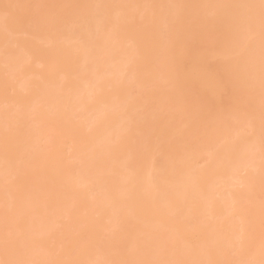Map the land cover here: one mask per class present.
I'll return each instance as SVG.
<instances>
[{
    "label": "bare ground",
    "instance_id": "obj_1",
    "mask_svg": "<svg viewBox=\"0 0 264 264\" xmlns=\"http://www.w3.org/2000/svg\"><path fill=\"white\" fill-rule=\"evenodd\" d=\"M31 1L0 0V5H3L4 2L29 4ZM34 1L50 4L57 3V0ZM34 1L32 3H37ZM64 1L58 2L78 4L83 2L82 0ZM86 1L85 3L91 2V0ZM99 1L104 2V0ZM99 1L93 0L92 3H98ZM113 1L106 0L104 3H115L116 0ZM126 1L122 0V3L125 2L127 4ZM131 1L128 2H131L130 4H162L161 0ZM173 1L171 0L170 2ZM175 1L179 4H188L190 2L189 5H192L189 0ZM192 1L196 2V0ZM228 1L229 3L258 2V0ZM166 2L168 1L166 0ZM224 3H227V1ZM193 4L212 5V2L210 0H199L198 3ZM211 11V9L205 8L189 9L188 14L191 22L185 27L190 31V36L186 40L181 39L174 46H167L165 41L162 42L156 35V29L150 26L129 27L122 29L118 33L110 34L104 29L102 18L97 17L99 21L97 19L96 23H94L93 35L86 47L77 42L72 31L69 32V29H67L70 28L69 24L66 27L68 31L66 30L65 32L67 37L65 35L64 37L63 33L59 34L55 31L39 32L30 39L28 46L14 59L6 60L3 58L5 57L3 50L0 52V104H2L0 109L5 111V96L2 84L7 77L14 80L15 86L18 84L17 86L19 87H15L9 101V103L14 102L15 107L11 108L14 111L10 112L11 110H9V113H7L8 123L13 126L16 140L21 149H28L26 148L27 144L35 145L33 149L28 146L29 150H33H30V152H33L30 153L31 162L33 161V163L28 169L29 174L27 176L28 179H26V183L30 188L32 185L34 186L31 189L35 190V192L33 191V196L27 199L25 203L28 205L32 201L38 202L40 197H42V201L38 202L42 207L39 208L41 205L37 207L39 209L37 211L36 207L34 208L33 206L34 203L31 204L33 207L26 205L28 209L32 208L28 212L33 214L36 211L35 214H38V218L35 216L36 220H44L43 218L48 215H46L47 212L50 215L52 213L53 220L47 222L46 219L50 220L48 216L49 218L44 220L45 227L49 226L48 229L52 230L55 227H58L57 230L61 229L59 231L51 230L60 234L41 233L36 228L39 225L42 226L43 221L41 220L39 224V220H33L34 216L32 214L24 213L25 216L28 214L29 217L32 216L31 218H33L29 221V217L26 216L28 217V219L26 218V227L29 226L30 222L32 225L37 222L39 224L38 226L35 225V227L37 226L36 228L32 227L33 230L30 225L26 230L27 234L31 233L34 236L37 231V233L42 234L41 236L40 234L38 235L40 240H38L37 235L34 236L35 244L37 241V244L41 246V251L39 250L40 248L37 249L40 251L37 253L39 255L34 254L32 255L33 258H31V255H29L30 257L28 256V250L26 258L38 261L44 258L47 259L48 256L41 258L43 255L40 254L45 251L44 254L48 255V251L51 250L50 247L52 249L55 248L58 242L63 241L70 233L80 231L85 225L88 226L87 230L91 232L95 226L104 224L103 220L105 217L104 221L106 222L107 220L119 221L121 238L116 243L121 247L133 241H143L150 236L158 235H163L169 240H174L182 245L200 244L210 239L223 241L238 226L234 216H231L234 202L240 208L248 207L247 190L241 188L238 173L245 166L255 164V167L258 168L260 144L258 139L250 142L248 140L245 141L243 137L237 138L235 137V132H232L234 135H229V131L225 129L226 127L222 126L227 122L226 125L229 124L227 126L230 129V116L225 115L232 114L237 107L243 109L245 104L238 91L232 94H225L216 89L214 81L216 79V70L220 67V63L212 55L211 51L207 52L195 66L187 62V53L192 47L193 39L197 43L200 39V18ZM145 29H149L150 32L145 31ZM136 30L140 31V33L136 32ZM146 32H148V36L145 35ZM160 43L161 46L163 45L162 47ZM3 45L4 35L0 31V46H2L0 49H3ZM41 46L48 49L45 50L43 47L45 51L43 49L42 51L40 49L42 48ZM164 47H168L165 53L163 52V49L165 51ZM48 50H50V53ZM161 53L166 54L165 63L161 61L163 56ZM158 55L161 57H158ZM79 61L81 62L79 63L80 65H78ZM157 61L165 64L166 71L163 69L165 72L163 70L160 71L158 66H162V64L159 62V65L156 64ZM130 65L136 71L134 80L129 72ZM27 75L30 76L26 77ZM29 77L32 78L31 83H29ZM23 80L25 82H22ZM19 84H22V86ZM20 87H23L24 92H22ZM148 87L150 88L148 89ZM187 88L190 91H186ZM44 89L47 91L44 92ZM50 89L52 93L49 92ZM132 90L133 93L131 92ZM54 91L57 93H54ZM61 92L66 95L61 97ZM42 93L44 95L45 93H50L52 96L47 94L48 97L45 98L42 97ZM55 94L59 96L57 100V95L55 96ZM193 94L199 97L198 99L201 98L200 101L198 99L195 101ZM53 96L56 98H52ZM179 97H181V100ZM131 98H135L140 110L144 108L143 106L147 102L152 103L154 101L152 103L154 105L156 101H159L155 105L157 107L159 103L157 110L148 109L149 107H154L152 104H148L147 107L145 105L146 110H142V113L147 111L146 114H143L146 116H143L140 112L138 114V131L141 134L139 139L152 141V149L142 154H138L135 148L113 147L114 142L111 143L115 141L120 128L125 122V107ZM192 101L196 103H192ZM257 105L258 103H256L258 108ZM29 110L31 112L28 113ZM16 111L22 115V119L19 122L16 119ZM149 111L152 113H148ZM226 111L230 113L228 114ZM218 112H221V114L225 112L226 114L220 115V118H218ZM5 114V112L0 113L2 115L0 116V118L2 117L0 119L1 138L3 137L6 122ZM148 114L151 115L148 116ZM182 115L184 119L181 118ZM179 117L182 120L178 119ZM211 117H215V125L214 122L209 120V118L212 119ZM221 119L223 122H219ZM208 121L213 124V129L218 126L219 128L217 127L216 129H223V132L226 131L227 135L221 132L223 137L221 136L222 140H220L219 137L216 138L217 130L215 129L202 139L199 144V153L202 156L206 153L207 158H204V162L206 159H208L206 162H209V160L211 162L207 163L204 169L199 170L194 178L188 168L176 160L174 150L188 139V133L191 131L189 128L192 127V130L199 128ZM28 122L32 127L29 128V125L24 126ZM218 122L220 125H218ZM193 125L196 127H193ZM24 127H27V129L25 130ZM27 130L33 131L31 134L30 132L26 134V136L29 135L28 137L25 136ZM21 131L24 132L22 133ZM21 133L22 135L20 136ZM19 136L21 139H19ZM214 136L218 143L214 142L220 145L222 152L219 147L214 146L216 143H212ZM226 136L233 137V140L228 137L227 139ZM22 138L26 140L23 141ZM30 139H32L31 142ZM40 139H45L44 143L46 145H40L43 142ZM157 140L173 141V153L168 157L170 160L167 159L169 163L165 161L166 159H160L159 152L155 150ZM24 143H26V146ZM36 143L39 144L37 145ZM209 143L213 144L210 148L216 151V155L211 149L205 150L209 147ZM109 146L111 150L107 149ZM91 147L95 148L90 150ZM218 150L220 156L217 153ZM101 152L102 154H100ZM97 155L101 157L97 158L100 161L97 160L96 163H98L96 164ZM156 158L160 161L155 162ZM161 160L170 164L168 168L165 167L167 165ZM75 161L79 164V167L78 164L76 166ZM0 162H2V154H0ZM157 163H163L164 167L161 166L162 164L159 165ZM84 167L86 168L84 169ZM87 168L93 169V171H89ZM77 169H80V171L78 170V172ZM85 171H88L86 173H91L90 178L89 175L85 176L86 173L83 174ZM113 173L115 174L114 179L120 175L119 180L116 179L117 183L111 179L112 175H107ZM98 174L105 176L102 177L103 180L101 178L100 181ZM94 175H97L96 177H99V179H96ZM250 175L256 176L257 193L259 192L258 172H252L250 169ZM41 178L45 179V181L40 180ZM108 178L112 183L111 181L109 182ZM0 179L2 180V176ZM31 179L35 181L31 183ZM27 180L30 181L31 186ZM0 184V204H4V206H0V238H2L5 205L6 203L8 205H16L17 194L6 193L1 181ZM40 184L44 188H41ZM35 187H37L38 191H36ZM45 187H48L46 190L49 189V194L44 193V195L46 194L47 198L51 195L48 198L49 200L45 197L46 195L43 196L41 193L42 189H44L42 192H47ZM239 187L242 191L237 189ZM50 190L52 194H50ZM56 192H59L60 196L56 197L58 195ZM39 193L42 195L40 196ZM54 193H56L55 196ZM228 194H231V198ZM213 195L217 197L214 198L212 197ZM5 196L9 199H5ZM224 196L229 198H224ZM60 197H67L68 200ZM55 198L65 201L60 203L61 200ZM29 200L31 201L30 203L28 202ZM63 203L70 206L69 208L72 207V210L66 211L63 209L66 207H62ZM81 203H83L81 206H76V204ZM82 207L84 213H81ZM24 208L26 207L24 206L22 209ZM73 211H76L74 212L75 215L74 213L71 214ZM67 212L70 213H68V216L70 215L71 221L65 219ZM227 214L234 219H230ZM81 215L83 216L81 217ZM223 215L225 217L227 215L226 218L228 219H221V217H224ZM72 218L74 219L72 220ZM207 220L210 221L206 223ZM65 221L69 225L71 224L70 227L72 226L73 231L69 229V225ZM72 221H74L73 224ZM230 221L235 223L232 224ZM48 223L53 224L54 227H51ZM80 225L81 227H79ZM73 226H76V228ZM41 228L43 229V227ZM29 229L34 232H30ZM31 234L27 236L31 238ZM33 239L31 238V241ZM49 242H51L49 245H53L49 246ZM35 244H32V246L36 250L38 245ZM30 252V254H33L32 250ZM242 256L243 258L254 259L257 262L261 258L258 221L254 236L250 241L246 242Z\"/></svg>",
    "mask_w": 264,
    "mask_h": 264
},
{
    "label": "snow or ice",
    "instance_id": "obj_2",
    "mask_svg": "<svg viewBox=\"0 0 264 264\" xmlns=\"http://www.w3.org/2000/svg\"><path fill=\"white\" fill-rule=\"evenodd\" d=\"M205 8L212 11L200 18V39H193L187 53V62L193 66L209 51L219 61L214 81L216 89L225 94L238 91L245 104L231 114L230 127L237 138L259 140V163L245 166L239 171V183L245 188L247 208L233 205L237 227L223 241L210 239L200 244L182 245L163 235L150 236L123 247L119 221L95 226L91 232L85 225L70 233L59 245L49 250V259L38 261L26 258L32 246L27 236V220L20 208L33 195L26 183L31 155L21 149L12 125L8 123L9 103L15 90V81L5 78L2 84L5 96L6 122L0 138V176L6 193L17 194V204L4 210L3 236L0 238V264H264V0L258 3H218L212 5L188 4H124V3H31L0 5V31L4 35L3 51L6 60L14 59L27 46L35 34L43 31L62 33L69 26L78 43L87 46L93 35L97 17L102 18L104 29L118 33L129 27L150 26L169 46L188 39L191 22L189 9ZM133 80L135 68L129 66ZM258 100V108L256 102ZM139 107L131 98L125 107V122L120 128L113 147L135 148L138 154L152 149L151 140L139 139ZM19 122L22 115L17 111ZM215 117L212 118L214 122ZM214 129L209 124L188 133V139L175 148L176 160L186 166L195 178L207 166L199 153L202 139ZM155 150L160 159L173 153V141L157 140ZM258 172L259 193H256ZM258 221L260 233V260L243 258L246 242L255 233Z\"/></svg>",
    "mask_w": 264,
    "mask_h": 264
},
{
    "label": "rangeland",
    "instance_id": "obj_3",
    "mask_svg": "<svg viewBox=\"0 0 264 264\" xmlns=\"http://www.w3.org/2000/svg\"><path fill=\"white\" fill-rule=\"evenodd\" d=\"M33 1H34V0H32L30 3H32ZM40 1H42V0H40ZM46 1H47V0H46ZM58 1L61 2V0H57V3H59ZM63 1H64V0H63ZM82 1H83L84 3L87 2L86 0H82ZM92 1H93V0H91L90 3H92ZM94 1H96V0H94ZM97 1H99V0H97ZM105 1H106V0H104V2H105ZM114 1H115V0H114ZM114 1H113V2H114ZM125 1H126V0H125ZM128 1H131V0H128ZM128 1H126L127 4H130V3L132 2V1H131V2H128ZM159 1H160V0H159ZM167 1H168V2H166V0H163V1L161 0L162 4H165V3H168V4H170V3H172V4H173V3H178V2L175 1V0H174L175 2H174L173 0H172L173 2H170L171 0H170V1L167 0ZM189 1H191L192 5H195V4H193V3H198L199 0H196V2H195V1H192V0H189ZM210 1L212 2V4L215 3V2H217V1L219 2V0H210ZM214 1H215V2H214ZM225 1H227V3H229L228 0H222V1H220L219 3H224ZM34 2L39 3L38 1H34ZM43 2H44V1H43ZM64 2H65V1H64ZM74 2H76V1H74ZM80 2H81V1H80ZM83 2H81V3L84 4ZM88 2H89V1H88ZM99 2H100V3H104L103 1H99ZM99 2H98V3H99ZM118 2H119V3H122V0H119V1L116 0V1H115V3H118ZM179 2H180V1H179ZM251 2H253V1H251ZM5 3H6V2H4L3 4H5ZM30 3H29V4H30ZM44 3H45V2H44ZM94 3H95V2H94ZM96 3H97V2H96ZM189 3H190V2H188V5H189ZM255 3H258V2H255ZM49 4H50V3H49ZM51 4H53V3H51ZM124 4H125V2H124ZM215 4H216V3H215ZM217 4H218V3H217ZM190 5H191V4H190ZM97 19H98V18H97ZM97 21H99V19H98ZM100 24H101V23H100ZM66 27H67V26H66ZM66 27L64 28V29H65L64 32H62V33H63V36L66 34L65 32H66L67 29H69V32H71V29H70V28H67V29H66ZM146 28H147V27H146ZM138 29H139V28H138ZM67 31H68V30H67ZM145 31L150 32L149 29H147V30L145 29ZM55 32H56V31H55ZM136 32L140 33V31H137V30H136ZM148 32L145 33L146 36H148V35H147ZM56 33H57V32H56ZM62 33H61V34H62ZM59 34H60V33H59ZM65 36L67 37V35H65ZM65 36H64V37H65ZM161 40H162V39H161ZM163 41H164V40H162V42H163ZM165 44H167V43H165ZM46 46L48 47V45H46ZM160 46H161V43H160ZM162 46H163V45H162ZM162 46H161V47H162ZM167 46H169V45L167 44ZM0 47H2V46H0ZM41 47H42V48H40V47H39V48L42 50L44 46H41ZM47 47H44L45 50L48 49ZM164 48H165V47H164ZM167 49H168V47L165 48V51H164V49H163V52H164V53L167 52ZM2 50H3V49H0V52H1ZM43 50H44V49H43ZM43 50H42V51H43ZM45 50H44V51H45ZM159 50H161V49L159 48ZM2 52H4V51H2ZM46 52H47V51H46ZM48 52L50 53V50H48ZM49 53H48V54H49ZM112 53H116V52H112ZM164 53H161V54H162L163 56H165L166 54L164 55ZM158 54H160V53H158ZM49 55H50V54H49ZM110 55H112V54H110ZM115 55H117V54H115ZM163 56L161 57V56L158 55V57H161V59H162L161 61H163V62L165 63V62H166V61H165V60H166V56H165L164 58H163ZM111 57H114V56H111ZM158 57H157V59H159ZM3 58H5V57H3ZM164 59H165V60H164ZM161 61H157L156 64H158V62H159L160 64H162V66H160V65L158 64V65H159L158 67H159L160 71H162L163 69L166 71V69H165V64H164L163 62H161ZM79 63H81V62L79 61V62H78V65H80ZM163 64H164V66H163ZM4 65H5V64H4ZM36 67H39V66H36ZM160 67H161V68H160ZM162 67H164V68H162ZM39 68H40V67H39ZM37 69H38V68H37ZM154 69L157 70V68H155V67H154ZM38 70H40V69H38ZM164 70H163V71H164ZM165 71H164V72H165ZM162 73H163V72H162ZM163 74H164V73H163ZM28 76H30V75H27L26 77H28ZM29 78H30V77H29ZM34 78H35V76H34ZM34 78H33V79H34ZM25 79H27V78H25ZM29 80H30L29 83H31V82H32V78H30ZM34 80H35V79H34ZM22 82H25V81L23 80ZM61 83H63V82H61ZM22 84H23V83H22ZM22 84H19V85L22 86ZM17 85H18V84H17ZM17 85H16L15 87H18ZM23 85H25V84H23ZM152 87H153V86H152ZM18 88H19V87H18ZM22 88H23V87H22ZM22 88L20 87V89H22ZM132 88H133V87H132ZM134 88H136V87H134ZM149 88H150V87H148V89H149ZM163 88H164V87H163ZM189 89H190V87H189ZM44 90H45V89H44ZM133 90H136V89H133ZM133 90L131 91L132 93H133ZM187 90H188V88L186 89V91H187ZM46 91H47V90H45L44 92H46ZM51 91H52V90L50 89L49 92L52 93ZM188 91H190V90H188ZM17 92H18V91H17ZM22 92H24L23 89H22ZM22 92H21V93H22ZM42 92H43V91H42ZM193 92H194V91H193ZM50 93H45L46 96L44 95V93H42L41 95H42V97L47 98V97L50 95ZM54 93H57V92L54 91ZM54 93H53V94H54ZM61 93H62V94L59 93L61 97H62V95H64V96L66 95V94H63V92H61ZM64 93H65V92H64ZM194 93H195V92H194ZM22 94H23V93H22ZM47 94H48V96H47ZM135 94H136V93H135ZM195 94L197 95V93H195ZM195 94H193V99H194L195 101H197V99H198L199 97H197ZM56 95H57V98L55 97ZM50 96H52V95H50ZM55 96H53L52 98L55 97L56 100H57V99L59 98L58 94H55ZM80 96H81V95H80ZM80 96H79V98H80ZM198 96H199V95H198ZM61 97H60V98H61ZM195 97H197V98L195 99ZM179 99L181 100V97H179ZM200 99H201V98H200ZM200 99H198V101H200ZM226 100H227V98H226ZM153 102H154V101H152V103H153ZM156 102H159V101H156ZM156 102H155L154 105H153L151 102H150V103L147 102L145 105H146V107H147L148 104H150V105L152 104V106H154V107H149L148 109L151 108V109L154 111V110H157L158 105H159V103H158V104H157V107H155ZM161 102H162V101H161ZM192 103H196V102H193V101H192ZM256 103H258V102H256ZM0 105L2 106V104H0ZM145 105L143 106L144 108H142V110H146ZM150 105H149V106H150ZM4 106H5V105H4ZM257 106H258V105H257ZM153 108H154V109H153ZM155 108H156V109H155ZM4 109H5V107H4ZM4 109H3V110H4ZM151 109H150V110H151ZM9 110H11V109H9ZM9 110H8V113H9ZM142 110H140V113H141L142 115L147 113V111L144 112V113H142ZM12 111H14V109H12L10 112H12ZM33 111H34V110H33ZM33 111H32V112H33ZM158 111H159V109H158ZM222 111H224V110H222ZM222 111H221V112H222ZM4 112L6 113V111H2V110L0 109V113H4ZM16 112H17V111H16ZM16 112H15V113H16ZM29 112H31V111L29 110L28 113H29ZM221 112H218V113H219L218 118H220V115L223 116L224 114L228 113V112L226 111V113L224 112L223 114H221ZM148 113H152V112L149 111ZM153 113H154V112H153ZM165 113H167V112H165ZM229 113H230V112H229ZM229 113H228V114H229ZM31 114H32V113H31ZM2 115H4V114H2ZM2 115H0V116H2ZM5 115H6V114H5ZM7 115H8V114H7ZM9 115H10V114H9ZM149 115H151V114H148V116H149ZM94 116H95V115H94ZM143 116H146V115H143ZM182 116H183V115H182ZM182 116H181V118L184 119V116H183V117H182ZM225 116H230V119H231V113H230V115H227V114H226ZM225 116H224V117H225ZM5 117H6V116H5ZM216 117H217V116H216ZM224 117H222V118L224 119ZM181 118L179 117L178 119H181ZM211 118H213V117H211ZM225 118H226V117H225ZM0 119H2V117H1ZM178 119H176V120L178 121ZM182 119H181V120H182ZM228 119H229V118H228ZM207 120H208V119H207ZM209 120L212 121V119H210V118H209ZM174 121H175V120H174ZM174 121H173V123H174ZM205 121H206V120H205ZM216 121H217V120H216ZM224 121H225V120H224ZM219 122H223V120L221 119V121L219 120ZM219 122H218V125H220ZM229 122H230V121H229ZM30 123H32V122H30ZM175 123H177V122L175 121ZM175 123H174V124H175ZM207 123H209V121L206 122L205 124H207ZM226 123H227V122H226ZM226 123H224L222 126L226 127L225 129H226V131H229V132H228L229 135H230V134L234 135V133H232V132H234V129H233L232 127H230V129H229V127L227 126V125H229V124L226 125ZM32 124H33V123H32ZM216 124H217V123H216ZM221 124H222V123H221ZM27 125H29V122H28L26 125L24 124V126H27ZM30 125H31V124H30ZM30 125H29V128L32 127V126H30ZM190 125H191V124H190ZM203 125H204V124H203ZM212 125H213V124L211 123V126H212ZM214 125H215V122H214ZM225 125H226V126H225ZM22 126H23V125H22ZM193 127H196V126L193 125ZM200 127H202V125H201ZM200 127H199V128H200ZM217 127H218V126H216V128H217ZM224 127H223V128H224ZM24 128H25V130L27 129V127H24ZM29 128H28V130H29ZM197 128H198V127H197ZM216 128H214V130H215ZM218 128H219V127H218ZM190 129H191V131H192V127L189 128V130H190ZM225 129H224V130H225ZM228 129H229V130H228ZM232 129H233V130H232ZM28 130H27V132L25 133V136H26V134H27L28 132H30V131H28ZM193 130H194V129H193ZM216 130H217V131H216L217 134L220 132V133L218 134V135H220V136H218V135L216 134V138L219 137V139L222 140L221 138L223 137V135H221V134H223V133L226 134V131L223 132V129H221V128H220V130H218V129H216ZM230 130H231V131H230ZM83 131H84V130H83ZM21 132L23 133L24 131H21ZM31 132H33V131H31ZM31 132H30V134H31ZM221 132H223V133H221ZM22 133L20 134V136L22 135ZM28 134H29V133H28ZM214 135H215V134H214ZM226 135H227V134H226ZM20 136H19V137H20ZM28 136H29V135H27L26 137H28ZM221 136H222V137H221ZM23 137H24V136H23ZM30 137H32V136H30ZM109 137H111V136H109ZM227 137L230 138L231 136H226V138H227ZM235 137H236V136H235ZM0 138H1V137H0ZM226 138H225V139H226ZM228 138H227V139H228ZM232 138H233V137H232ZM232 138H230V140H233ZM19 139H21V137H20ZM34 139H35V138H34ZM51 139H52V138H51ZM234 139H236V138H234ZM22 140L25 141L26 139L24 140V139L22 138ZM22 140H20V141L22 142ZM37 140H38V139H37ZM40 140H42V139H40ZM44 140H45V139H44ZM44 140H42L43 142H42L40 145H46V144L44 143ZM46 140H47V139H46ZM216 140H217V139H216ZM216 140H215V136H214V137H213V142H212V141H211V142H212L213 144H215L216 142L218 143V141H216ZM220 140H219V141H220ZM246 140H247V139H245V141H246ZM31 141H32V139H30V142H31ZM34 141H35V140H34ZM105 141H106V140H105ZM214 141H216V142H214ZM36 142H37V141H36ZM40 142H41V141H40ZM47 142H49V141H47ZM109 142H111V141H109ZM113 142H114V141H112L111 143H113ZM226 142H228V141H226ZM233 142H237V141H233ZM32 143H34V142H32ZM43 143H44V144H43ZM217 143H216L214 146H217V147L220 148V145H217ZM34 144H35V143H34ZM36 144H37V143H36ZM38 144H39V143H38ZM38 144H37V145H38ZM105 144H106V143H105ZM213 144L209 143V144H208L209 147H208V148L205 147V148H206L205 150H210V149H211L210 146L212 147ZM224 144H227V143H224ZM246 144H247V143H246ZM22 145H23V144H22ZM24 145L26 146V143H24ZM28 146H30V147L33 149V147H35V145L32 146V145L27 144V147H26V148H28L27 150H28L29 153H33V152H32V151H33L32 149H30V150H32V151L30 152ZM204 146H205V145H204ZM111 147H112V144H111ZM111 147L109 146V147H107V149H110ZM38 148H39V147H38ZM40 148H41V147H40ZM92 148H95V147H91L90 150H91ZM96 148H97V147H96ZM103 148H104V147H103ZM103 148H102V149H103ZM105 148H106V146H105ZM105 148L103 149L104 151H105ZM199 148H200V146H199ZM219 148H218V149H219ZM214 149H215V147H214ZM36 150H37V148H36ZM96 150H97V149H96ZM103 150H102V152H103ZM110 150H111V149H110ZM38 151H39V149H38ZM92 151H93V150H92ZM211 151H213L214 153L216 152V151L213 150V148L211 149ZM220 151L222 152L221 148H220ZM34 152H35V151H34ZM41 152H42V151H41ZM87 152H88V150H87ZM102 152H101L100 154H102ZM207 152H209V151H207ZM39 153H40V152H39ZM84 153H85V152H84ZM103 153H104V152H103ZM211 153H212V152H211ZM217 153H219V150H218ZM65 154H66V153H65ZM104 154H105V153H104ZM209 154H210V152H209ZM61 155H62V154H61ZM80 155H81V154H80ZM204 155H205V156H204ZM204 155H203V157H204V158H207V157H206V156H207L206 153H204ZM212 155H213V154H212ZM212 155H211V156H212ZM215 155H216V153H215ZM78 156H79V155H78ZM219 156H220V153H219ZM219 156H218V157H219ZM63 157H65V156H63ZM83 157H84V155H83ZM87 157H88V156H87ZM87 157H86V159H87ZM98 157L100 158L101 156H100V155H97L96 160H95V163H96L97 160H99V159H97ZM157 157H158V156H157ZM167 159H168V158H167ZM167 159H166L165 161H167V162L169 163L168 160H170V159H168V160H167ZM62 160H64V159L62 158ZM207 160H208V159H206L205 161H207ZM99 161H100V160H99ZM159 161H160V160H159ZM159 161H158L157 158L155 159V162H159ZM161 161L164 163L163 160H161ZM167 162L164 163V164H166L167 166H165V167L168 168V165H170V164H168ZM203 162H204V160L202 161V163H203ZM209 162H211V161L209 160ZM209 162H207V163H209ZM32 163H33V161L31 162V164H32ZM97 163H98V162H97ZM97 163H96V164H97ZM163 163H161L162 165L159 164V163H157V164H159V165H161V166L164 167ZM75 164H76V166H77L78 163H76V161H75ZM99 164H101V163L99 162ZM85 165H87V164H85ZM76 166H75V168H77ZM99 166H100V165H99ZM78 167H79V164H78ZM85 168H86V167H84V169H85ZM87 169H88L89 171H90V170L93 171V169H89V168H87ZM165 169H166V168H165ZM78 170L80 171V169H77V171H78ZM77 171H76V172H77ZM79 171H78V172H79ZM226 171H227V170H226ZM78 172H77V173H78ZM86 172H88V171L83 172V174H85ZM92 173H93V172H92ZM94 173H95V172H94ZM90 174H91V173H86L85 176L89 175V178H90ZM95 174H96V173H95ZM113 174H114V173H113ZM113 174H107V175H110V176L112 175V176H111V177H112L111 179L117 183V182H118L117 180H119L120 175H119L118 178H116V179H117V180H116V179H114V178H115V177H114L115 174H114V175H113ZM225 174H226V172H225ZM98 175H99V174H98ZM94 176L96 177L97 175H94ZM99 176H100V175H99ZM110 176H109V177H110ZM117 176H118V175H117ZM117 176H116V177H117ZM102 177H105V176H104V175H103V176H100V181H101V178H102ZM113 177H114V178H113ZM0 178H1V176H0ZM27 179H28V178H27ZM29 179H30V178H29ZM32 179H33V178H32ZM32 179H31V183H32L33 181H35V180H32ZM96 179H99V177H96ZM108 179H109V178H108ZM40 180H44V181H45V179H43V178H41ZM102 180H103V178H102ZM120 180H121V179H120ZM0 181H1V183L3 184V179H2V180L0 179ZM27 181H28V180H27ZM110 181H111V180L109 179V182H110ZM28 182H29V185L31 186L30 181H28ZM40 182L42 183V181H40ZM109 182H108V186H109ZM43 183H45V182H43ZM111 183H112V181H111ZM118 184H119V183H118ZM0 185H1V184H0ZM40 186H41V188L43 187L41 184H40ZM44 186H45V184H44ZM106 186H107V185H106ZM108 186H107V187H108ZM33 187H34V186L32 185L31 188H33ZM102 187H103V186H102ZM39 188H40V187H39ZM43 188H44V187H43ZM46 188H48V187H45V190H46ZM241 188H242V187H241ZM241 188L239 187V188H237V189L240 190ZM35 189H36V191H38V190H37V187H35ZM64 189H65V188H64ZM234 189H235V188H234ZM237 189H236V190H237ZM42 190H44V189H42ZM42 190H41V193L43 194V196H45L46 194H49V191H48L49 189L46 190L47 192H45V191L42 192ZM33 191L35 192V190H33ZM233 191H234V190H233ZM237 191H238V190H237ZM240 191H242V189H241ZM34 192H33V193H34ZM50 192H51L50 194H52V191H51V190H50ZM95 192H96V191H95ZM97 192H98V191H97ZM44 193H46V194L44 195ZM56 193L58 194L59 192H56ZM56 193H54V196L56 195ZM98 193H99V192H98ZM258 193H259V192H257V196H258ZM9 194H10V193H9ZM12 194H13V193H12ZM39 194H40V193H39ZM42 194H40V196H41ZM59 194H60V193H59ZM59 194H58L56 197L60 196ZM95 194H97V193H95ZM7 195H8V194H7ZM97 195H98V194H97ZM228 195H229V194H228ZM230 195H231V194H230ZM230 195H229V196H230ZM8 196H9V195H8ZM32 196H33V195H32ZM50 196H51V195H49L48 198H49ZM9 197H10V196H9ZM45 197L47 198V195H46ZM212 197L216 198L217 196H216V195H213ZM6 198L9 199L7 196H5V199H6ZM10 198H11V197H10ZM41 198H42V197H40V199H39V198L37 197V199L40 200V201H38L39 203L42 201ZM48 198H47V200H49ZM60 198H62V197H60ZM224 198H229V197H225V196H224ZM230 198H231V196H230ZM55 199H59V198H55ZM62 199H65V200H66L67 197H66V198H62ZM50 200H51V199H50ZM59 200H61V199H59ZM65 200H64V201H65ZM67 200H68V199H67ZM7 201H9V200H7ZM64 201L61 200L60 203H62V202H64ZM25 202H26V201H25ZM28 202L30 203L31 201L29 200ZM35 202H36V201H32V202H31L30 204H28V205H27L26 203H24L25 205L23 204V207L25 206L26 208H24V209H26V210L22 209L23 207H21L20 210H21L22 212H23V210H24V212H23V214H24V213L28 212V210H32L31 207L28 209L27 206H32L31 204L34 203L33 206H34V208L36 207V210L38 211L39 209H38L37 207H39L41 204H39L38 202H36V203H35ZM225 202H229V201H225ZM78 203H79V202H78ZM246 203H247V202H246ZM36 204H38V205L35 206ZM66 204H67V203H66ZM69 204H70V203H69ZM82 204H83V203H81V204H76V206L79 207V206H81ZM1 205L4 206V204H0V206H1ZM26 205H27V206H26ZM71 205H72V204H71ZM85 205H86V204H85ZM85 205H84V206H85ZM33 206H32V207H33ZM63 206H64V207H65V206L67 207L68 205H65V203H63V204H62V207H63ZM41 207H42V205H41L39 208H41ZM60 207H61V206H60ZM66 207L63 208V209H65L66 211H67V210H70V211L72 210V209H71L72 207H71V208H69L70 206H68L67 208H66ZM74 207H75V206H74ZM2 208H3V207H2ZM34 208H33V209H34ZM68 208H69V209H68ZM246 208H247V206H246ZM82 209H83V207H82ZM82 209H81V211H82L81 213H84V212H83L84 209H83V210H82ZM74 210H75V209H74ZM79 211H80V210H79ZM35 212H36V211H35ZM35 212H33L34 215H33L32 213H29V212H28V214H32V216H34V217H33L34 219H33V218H31L32 216L29 217V215L27 214L26 216L29 217V221H30V219L36 220V217H35V216H37V218H38V214L36 215ZM74 212H76V211L71 212V214L74 213ZM68 213H69V212H67V215L65 214V216H66L65 219H66V220H70V219H71V218H70V215L68 216ZM77 213H78V212H77ZM47 214H48V215H47ZM69 214H70V213H69ZM46 215H47V216H46ZM46 215H45L46 218H49V217H50V220L48 221V219L43 218L44 220L46 219L47 222H50L51 220H53V218H52V216H51L52 213H51V215H50L49 212H47ZM74 215H75V213H74ZM227 215H228V214H227ZM227 215H226V217H227ZM26 216H25V217H26ZM48 216H49V217H48ZM77 216H78V214H77ZM82 216H83V215H81V217H82ZM98 216H99V215H98ZM223 216H224V215H223ZM228 216H229V215H228ZM231 216H233V214H231ZM231 216H229L230 219L233 218V217L231 218ZM28 217H26V218L28 219ZM67 217H68L69 219H68ZM73 217H74V216H73ZM226 217H225V216H224V217H221V219H226V220H227L228 218H226ZM76 218H77V217L75 216V219H76ZM97 218H98V217H97ZM105 218H106V217H105ZM105 218H104V220H105ZM65 219H64V220H65ZM73 219H74V218H72V220H73ZM78 219H79V218H78ZM101 219H103V218H101ZM230 219H229V220H230ZM233 219H234V218H233ZM38 220H39V224H40V222H41L42 219H41V220H40V219H37L36 221H38ZM44 220H42V221H43V224H41L42 226H40V225L38 224V222L36 223V221H35L36 224H35V223H34V224L37 225V226L39 225L38 227L36 226L37 228L35 227V225H32L31 222H30L28 225H29V226L31 225V228H32V227H33V228H36V230L39 229L38 231L41 232V233H43V232H47V233H49V234H50V233H54V234L59 233V232H52V231H54V230H55V231H59V230H61V229L57 230L58 227L53 228L54 230H52V229H48L49 226L45 227L46 224H44V223H45ZM64 220H63V221H64ZM94 220H95V219H94ZM98 220H99V219H98ZM104 220H103L104 224H107V222H109L107 219H106L107 222L104 221ZM139 220H141V219H139ZM139 220H137V222L140 223ZM70 221H71V220H70ZM70 221H69V222H70ZM76 221H77V219H76ZM95 221H97V220H95ZM141 221H142V220H141ZM209 221H210V220H209ZM209 221L207 220L206 223L209 222ZM73 222H74V221H72V224H73ZM60 223H61V222H60ZM65 223H67V222L65 221ZM99 223H100V222H99ZM230 223L233 224V223H235V222L230 221ZM48 224H50L51 227H54L53 224H51V223H48ZM62 224H64V223L62 222ZM67 224L69 225V223H67ZM236 224H237V223H236ZM60 225H61V224H60ZM60 225H58V226H60ZM64 225H66V224H64ZM70 225H71V224H70ZM70 225H69V229L73 231V229L71 228L72 226L70 227ZM99 225H101V224H99ZM29 226L26 227V230H27V228H29ZM55 226H56V224H55ZM62 226H63V225H62ZM62 226H61V227H62ZM94 226H95V224H94ZM207 226H209V225H207ZM41 227H43L44 231H43V229H42ZM65 227L68 228L67 225H66ZM73 227L76 228V226H73ZM79 227H81V225H80ZM33 228H32V230H33ZM77 228H78V227H77ZM64 229H65V228H64ZM29 230H30V229H29ZM32 230H30V232H34V231H32ZM51 230H52V231H51ZM76 230H77V229H76ZM38 231H37V232H38ZM50 231H51V232H50ZM74 231H75V230H74ZM37 232H36V234H35L34 236H36V235L38 236L39 234H40V236L42 235L41 233H37ZM61 233H62V232H61ZM29 234H31V233H29ZM29 234H27V235H29ZM59 234H60V233H59ZM34 236H32V234H31V238H34V239L32 240L33 242L31 241L32 244H35V242H34V241H35V237H34ZM142 237H143V236H142ZM28 238L31 240V238H30L29 236H28ZM39 238H40V237L38 236V240H40ZM36 240H37V239H36ZM54 240H57V239H54ZM54 240H53V241H54ZM53 241H52V242H53ZM57 241H58V240H57ZM50 243H51V242H49L48 245H49ZM55 244H56V243H55ZM35 245H38V244H37V241H36V244H35ZM52 245H53V244H52ZM52 245H49V246H52ZM58 245H59V242H58L57 246H58ZM55 246H56V245H55ZM57 246H56V247H57ZM40 247H41L40 244L38 245V247H36V250H35V247H33V246L30 247V248L28 249V250H29V254H28V256H29V255L32 256V255H34V254H36V255L38 256L39 254H37V253L41 251V248H40ZM33 248H34V249H33ZM39 248H40V249H39ZM50 248L52 249V247H50ZM37 249H39L40 251L37 250ZM31 250H32L33 254H30V253H31V252H30ZM34 250H35V251H34ZM35 252H36V253H35ZM44 252H45V251H44ZM44 252H42L43 254H42V253L40 254V255H43L41 258H44L45 256H48V257H49V255L44 254ZM48 252H49V251H48ZM48 252H47V253H48ZM27 253H28V251H27ZM27 253H26V254H27ZM26 256H27V255H26ZM29 257H30V256H29ZM48 257H47V259L50 258V257H49V258H48ZM31 258H33V256H32ZM41 258H40V259H41ZM45 259H46V258L41 259V261H42V260H45ZM47 259H46V260H47Z\"/></svg>",
    "mask_w": 264,
    "mask_h": 264
}]
</instances>
